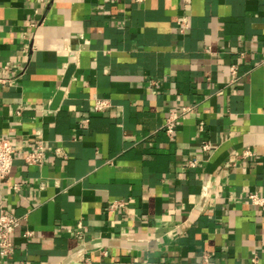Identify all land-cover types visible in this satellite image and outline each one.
<instances>
[{"label": "crops", "instance_id": "0c3cea01", "mask_svg": "<svg viewBox=\"0 0 264 264\" xmlns=\"http://www.w3.org/2000/svg\"><path fill=\"white\" fill-rule=\"evenodd\" d=\"M3 138L0 264H264V0H0Z\"/></svg>", "mask_w": 264, "mask_h": 264}, {"label": "built area", "instance_id": "2783aa9c", "mask_svg": "<svg viewBox=\"0 0 264 264\" xmlns=\"http://www.w3.org/2000/svg\"><path fill=\"white\" fill-rule=\"evenodd\" d=\"M114 1H125V0H114ZM137 2H142L143 0H135ZM238 66L234 65L231 68V84H235L239 81L238 77ZM111 108V104L107 100H97L94 106V111L97 113H103L106 110ZM191 112V109L186 110V113ZM20 114V113H19ZM179 116L174 113L169 116L166 120L164 130L170 139H175L176 129H177V121ZM202 127L204 123L200 124ZM203 152L209 153L212 148L210 144H204L202 146ZM15 148L12 142L9 139H0V180H6L12 173V169L15 162ZM246 156L251 155L250 151L245 152ZM44 156V149L39 146L27 158V163L29 165H38L42 162ZM200 163L197 160H193L189 163V168L197 169ZM248 200L251 204L264 208V197H261L258 193H251L248 197ZM119 205H122L120 203ZM21 220L16 216L10 214L4 209H1L0 213V253L5 256L13 252V239L12 236L14 232L20 227ZM79 234H82L81 232ZM34 236L33 232H27L25 234L26 238H32ZM254 263H257V260H254Z\"/></svg>", "mask_w": 264, "mask_h": 264}]
</instances>
